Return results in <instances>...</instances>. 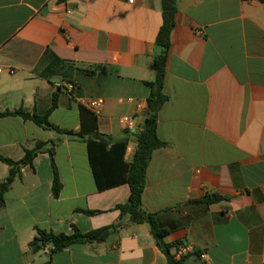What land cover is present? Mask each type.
I'll list each match as a JSON object with an SVG mask.
<instances>
[{"label": "crops", "instance_id": "crops-1", "mask_svg": "<svg viewBox=\"0 0 264 264\" xmlns=\"http://www.w3.org/2000/svg\"><path fill=\"white\" fill-rule=\"evenodd\" d=\"M162 24L161 0H0V159L18 162L45 144L5 194L0 264H167L148 223L54 254L50 243L31 246L38 229L72 235L74 227L88 233L119 220L116 206L128 202L130 188L98 190L80 135V99H103L97 134L128 139L130 163ZM163 93L157 135L165 146L152 154L143 209L168 231L166 243L192 244L210 264H264V4L178 0ZM19 110L47 115L60 131L6 114ZM125 116L135 117L136 132L121 124ZM9 171L0 160V185ZM213 195L222 199L197 202ZM184 264L200 261L190 255Z\"/></svg>", "mask_w": 264, "mask_h": 264}, {"label": "trees", "instance_id": "trees-1", "mask_svg": "<svg viewBox=\"0 0 264 264\" xmlns=\"http://www.w3.org/2000/svg\"><path fill=\"white\" fill-rule=\"evenodd\" d=\"M177 1L178 0H161L163 24L156 38V45L160 49L159 54L154 60L156 79L152 83H147L150 88V95L147 101L148 106L146 119L142 129L135 133L137 148L130 163L125 161V154L129 142L128 139L113 142L103 135H98L97 116L93 115L85 107L81 106L80 109L82 122L80 135L82 137L87 136L86 141L88 145L89 160L98 190L104 191L123 184L128 185L130 188L128 202L116 206V209L120 211L119 220L111 226L93 230L88 233H81L76 227H74L72 235H54L38 229L37 231L39 237L32 242V247L37 249L41 248L39 245L40 241L44 244L52 243L51 253L54 254L74 244L103 243L112 232L118 231L126 223H148L156 245L167 258V264H184V259L181 261L175 260L174 253L172 252V250L180 243H166L165 237L168 231L161 228L155 218V215L146 212L142 205V197L146 184V173L152 154L155 150L165 146V143L162 142L157 135V119L160 109L167 101V97L163 93V86L166 74L167 56L170 47V37L175 26ZM259 1L264 4V0ZM57 2L62 3L65 2V0H57ZM55 106L56 100H54L52 108ZM6 114H17L22 116L24 119L34 121L40 126L60 131L58 127L48 122L47 115L31 116L22 110ZM90 135L94 136L92 137ZM43 150H45V144L37 143L35 148L27 150L24 158L18 162H14L6 158L0 159L10 167L9 175L0 185V210L5 204V194L10 189L12 183L17 178L21 177L22 169L25 167H32L34 158ZM47 152L50 154L54 168L53 196L58 197L61 190V184L53 161L54 151L50 148ZM221 199L222 197L213 195L207 196L203 200H199L197 202L210 204L220 201ZM85 213L89 215H96L99 212L85 211Z\"/></svg>", "mask_w": 264, "mask_h": 264}, {"label": "built area", "instance_id": "built-area-1", "mask_svg": "<svg viewBox=\"0 0 264 264\" xmlns=\"http://www.w3.org/2000/svg\"><path fill=\"white\" fill-rule=\"evenodd\" d=\"M131 3H133V0H130ZM65 89L70 95H73L75 86L73 83H65L64 84ZM131 100V99H129ZM80 103L88 109L93 115L99 116L102 112L104 101L103 99L99 98H88V99H80ZM139 108L142 109L143 107L139 105ZM121 124L125 127V129L129 132H136L138 129L137 123H135V117L131 116H125L122 117L120 120ZM194 255L196 256L200 264H210L209 257L207 255V252L204 250L197 249L192 244L187 243H180L176 248L174 252V258L177 261L183 260L185 257Z\"/></svg>", "mask_w": 264, "mask_h": 264}, {"label": "water", "instance_id": "water-1", "mask_svg": "<svg viewBox=\"0 0 264 264\" xmlns=\"http://www.w3.org/2000/svg\"><path fill=\"white\" fill-rule=\"evenodd\" d=\"M39 244H40V245H42V244H43V242H42V241H40V242H39ZM50 244L52 245V243H50Z\"/></svg>", "mask_w": 264, "mask_h": 264}]
</instances>
